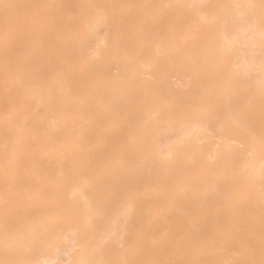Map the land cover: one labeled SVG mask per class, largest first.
I'll return each instance as SVG.
<instances>
[{"label": "bare ground", "instance_id": "bare-ground-1", "mask_svg": "<svg viewBox=\"0 0 264 264\" xmlns=\"http://www.w3.org/2000/svg\"><path fill=\"white\" fill-rule=\"evenodd\" d=\"M0 264H264V0H0Z\"/></svg>", "mask_w": 264, "mask_h": 264}, {"label": "rangeland", "instance_id": "rangeland-1", "mask_svg": "<svg viewBox=\"0 0 264 264\" xmlns=\"http://www.w3.org/2000/svg\"><path fill=\"white\" fill-rule=\"evenodd\" d=\"M162 139H163L162 142H163V141H164L165 143L168 142V141H166L167 138H162ZM168 139H169V138H168ZM170 139H172V138H170ZM170 139H169V140H170ZM162 144H164V143H162ZM63 257H64V258H63ZM59 258H60V260H64L66 257H65L64 254H62V256H61V254H60V255H59ZM65 260H66V259H65Z\"/></svg>", "mask_w": 264, "mask_h": 264}]
</instances>
